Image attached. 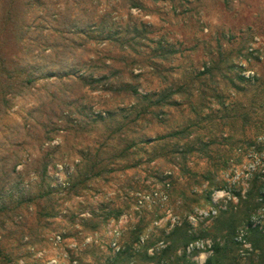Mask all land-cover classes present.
Listing matches in <instances>:
<instances>
[{
	"label": "trees",
	"instance_id": "16d2710c",
	"mask_svg": "<svg viewBox=\"0 0 264 264\" xmlns=\"http://www.w3.org/2000/svg\"><path fill=\"white\" fill-rule=\"evenodd\" d=\"M167 1L174 11L177 7L190 5V0ZM224 2L227 4V0ZM143 8L141 0H0V264H27L29 258L27 255L19 256V253H14L8 248V230L10 224H14L11 217L21 218L23 221L33 218L35 222L55 219L58 214L55 209V194L58 191L64 190L65 198L69 199L71 196H77L78 188H85L87 182L93 179H101L114 171L136 168L142 162L148 164L157 157L149 152L154 149V144H166L167 147L162 149L163 152L158 156L172 162L180 159L178 164H183L192 153H201L211 160L217 159L216 155H211V145L216 143L204 142L199 138L191 141L193 133L189 126L168 131L155 139L140 136L127 138L126 133L132 132L131 126L136 127L140 120H154V108L159 109L155 114L157 117L166 103L172 106L175 104L172 101L173 96L183 90L167 87L159 93L142 95L137 91V86H130L120 76L122 70L117 64L118 60L125 61L122 53L127 50L135 53L137 47L144 43L143 40H149L144 31L129 26L130 20L125 25L127 27H120L112 20L111 14L118 13L117 10L120 9ZM100 9L106 10L99 15ZM96 17L99 21L95 20ZM102 44L106 48L109 47L105 48L108 54L110 47L120 51L116 58L108 57L110 63L100 58V51L97 49ZM158 45L159 50L163 49L161 42H158ZM85 56H89L87 62L82 61ZM94 56L96 58L92 59ZM70 57H73L72 60H69ZM160 57L167 58L164 55ZM217 59L211 66L203 65L198 74L214 80V73L222 71V65L227 61L222 52L218 53ZM233 66L227 67L228 72ZM223 76L225 78H222V81L228 83L230 89L239 93L245 91L242 89L243 85L238 84L239 81L244 82L243 77L237 75L236 80L229 79L225 72ZM54 85L58 86L63 95L87 89L91 92L127 94L135 102L129 109H108L104 115L91 112L87 116L90 124H82L84 119L77 121L81 131L87 127L94 128L98 123L103 124L108 139L115 142L98 147L94 153L89 149L81 152L84 159L77 175L82 177H70L67 186L57 190L50 185L47 174L53 155L49 158L45 155L37 160L33 155L40 152L42 145L62 130L57 120L52 119L58 113L53 109L49 112L43 109L47 103H58L60 107L67 102L64 96L58 97V91L55 89L47 95L48 100H44L40 91ZM203 97L200 100L202 108L212 111L211 98L223 99V92L216 88L209 97ZM28 98L33 99L34 105L26 110L27 121L23 123L21 130H9L6 123L13 113L15 102ZM67 104L76 107L86 118L85 105L75 101L65 103ZM219 104H222L221 101ZM209 115L211 117V114ZM230 120H235V117L223 113L219 128L223 130ZM73 121L67 118L68 123L72 124ZM67 129L73 130V126ZM13 137L24 138L22 142H13L17 143L19 149L10 148ZM29 137L30 140L26 141ZM140 151L147 154L149 152L151 156L145 161H142V157L133 160L135 153ZM227 163V159L222 161L218 170L226 167ZM35 164L39 166L38 170L33 169ZM19 166L28 172L34 170L30 180L36 181L29 180L23 184L22 171L17 170ZM180 168L185 171L182 165ZM203 179H206L213 190H227L226 184L217 180L216 173H208ZM193 183L196 185L198 182L195 180ZM262 187L263 181L258 176L254 177L245 198H240L236 211L229 209L220 213L214 219L210 231L200 229L197 233L191 228L186 216L191 214L195 207L208 203L211 190L203 191L198 196L189 183L180 185L179 181L173 180L168 193L169 201L181 202L182 212L186 213H180L181 223L174 225L170 230L159 228L154 225L162 216L158 214V209L140 210L141 214L136 211L137 220L120 230L115 238L116 244L101 234L99 236L102 227L109 221H117L135 204L133 195L127 197L131 191L135 193L148 187H128L126 191L123 190L124 197L119 199L120 204H115L114 199L109 203L100 201L95 205L85 201L83 206H78L82 209L81 212H86V216L80 217L69 210L72 212L71 217L67 220L66 231L61 235L65 241L73 239L77 242L73 247L69 246L70 242L62 243L67 264H196L193 259L200 251L194 250L187 254L186 249L190 243L206 237H211L213 242L211 253L203 264H243L238 255V244L234 241L235 232L256 208V199L262 197L264 202ZM23 208L31 209L19 216L18 211ZM79 233L81 235L78 236ZM95 235L99 237H92L89 242L84 243V238ZM36 237L37 234H34L25 244L31 246L39 243ZM23 238L24 236L21 241ZM246 241L252 249L247 252L249 262L264 264V230L248 227ZM158 243H162L163 247L158 248Z\"/></svg>",
	"mask_w": 264,
	"mask_h": 264
},
{
	"label": "rangeland",
	"instance_id": "374dc122",
	"mask_svg": "<svg viewBox=\"0 0 264 264\" xmlns=\"http://www.w3.org/2000/svg\"><path fill=\"white\" fill-rule=\"evenodd\" d=\"M144 8L141 10H117L112 12L111 18L120 27L129 23L130 27H137L146 33L149 41H142V46L137 47V52L127 50L122 55L125 61L119 62L117 67L121 71L123 81L130 86L136 87L137 91L144 95L147 93H159L167 87L182 88L183 90L173 96L174 105L165 104L161 112L155 116L159 109L154 108V120H140L135 126H131V133H126L127 138L144 137L155 139L168 131L189 126L192 129L191 141L199 138L204 142H215L211 145V155H216L217 159H209L201 153H192L186 159H176L174 162L164 157L158 156L166 144H154L153 161L142 164L136 168L125 171H114V173L104 175L101 179H93L87 182L85 188H78L77 196L65 198L64 190L55 194L57 216L48 222H35L32 218L26 220L11 217L14 224H10L8 233V248L14 253L27 255V264H67V259L62 246L70 242L73 247L77 242L73 239L63 240L61 235L66 231L68 218L71 213L80 217H85L86 212L78 205L83 206L85 201L95 205L102 201L109 203L114 199L115 204H120L123 198V190L128 187L148 189L129 193L133 195L135 204L131 205L128 212L124 213L117 221H109L102 227L100 234L116 244L115 238L120 230L126 228L130 223L137 220L136 211L158 209V214L162 215L154 225L159 228L170 230L174 225L180 224L182 218V204L176 201L172 203L168 195L173 180L179 181L180 185L189 183L194 193L200 196L203 191L211 190L208 203L201 207H195L191 214H187L186 219L194 232L210 227L214 219L222 212L229 209L236 211L240 198L244 199L254 177L263 181L264 190V0H190V5H186L172 10V5L167 0H141ZM99 15L106 9H100ZM98 20V17L95 20ZM127 27V26H125ZM141 42V41H140ZM158 42H161L163 49L159 50ZM106 47L99 45L100 58L102 61L110 63L108 57L116 58L119 55L117 48L110 47L108 54ZM108 51V52H109ZM223 53L227 61L222 65V71L214 73V80L208 76H201L198 72L203 65L211 66L216 62L218 53ZM164 55L167 58H161ZM70 57L69 60H72ZM94 56L92 59H95ZM89 56L82 57L83 62H87ZM112 59V58H111ZM233 68L228 72L227 67ZM223 72L227 78L236 80V76L243 77L245 91L239 93L230 89L228 83H224ZM54 85L46 90H41L44 100H48L47 95L51 90L58 91V97H63L67 102L75 101L86 106L84 115L70 105L58 103H47L43 109L48 111L53 109L56 114L52 117L57 120L58 126L62 129L53 136V139L42 145L40 152L34 155L35 160L48 156L51 163L48 165L47 174L49 182L55 190L67 186L69 178L78 176V170L83 163V155L80 153L89 149L94 153L95 149L105 144L114 143L109 140L104 130V125L98 123L94 128L87 127L80 130L79 120L90 124L87 117L91 112L94 114L104 112L108 109H129L135 104L133 98L127 94H114L110 92H91L81 89L63 95L62 91ZM223 92V99L212 97L211 110L202 108L200 100L203 96L209 97L215 89ZM42 95V94H41ZM33 99H23L16 101L6 123V127L11 130H21L23 123L27 121L26 110L34 105ZM221 101V105L219 102ZM171 102V101H170ZM169 103V102H168ZM225 113L235 120L228 121L223 130L220 127L221 116ZM211 114V117L210 115ZM50 116L51 114L48 113ZM67 118L74 121L67 122ZM119 118V116H118ZM76 123V124H75ZM81 124V125H82ZM73 126V130L67 128ZM88 129H91L88 131ZM12 131H10L11 133ZM40 135V132H39ZM24 138L13 137L10 148L19 149L17 143ZM30 140V137L26 141ZM146 149V147L144 148ZM210 149V148H209ZM214 150L215 154H214ZM136 152L133 160L142 157V161L148 159L151 154ZM227 159L226 167L221 170L222 161ZM181 165L184 170H182ZM34 170L39 166L35 164ZM216 169L218 171H216ZM22 171V183L26 184L33 177V171L28 172L23 167H17ZM187 171V172H186ZM216 173L217 180L226 184L227 190L223 191V198H212L215 192L209 187L206 179L208 173ZM182 174V175H181ZM158 175V177H156ZM160 179V181H159ZM198 183L194 185L193 181ZM30 181H36L35 179ZM239 196H238V195ZM67 197V196H66ZM64 198V199H63ZM66 199V200H65ZM174 200H176L174 198ZM213 201L215 203L213 204ZM202 202V201H201ZM256 208L253 209L247 221L240 225L236 232L234 241L238 244V255L243 264L249 262L251 246L246 241V227L253 222L256 226L253 229L264 230V202L257 198ZM214 206L217 214L212 217L199 218V211H207ZM27 209L18 211V215L25 214ZM69 210L72 212L70 213ZM141 214V213H140ZM186 214V213H185ZM18 216V217H19ZM37 234L35 238L39 243L27 246L29 239ZM74 235V233L72 232ZM78 236L81 233L77 234ZM24 238L21 241V237ZM98 235L84 238V243L89 242ZM43 240H46L44 243ZM32 243V241L30 240ZM211 237L197 239L190 243L192 245L190 253L194 250L200 251L193 260L196 264H203L206 257L210 255L212 249ZM47 243V246H46ZM63 243V244H62ZM201 245V246H200ZM113 246V244H112ZM158 248H162V243H158ZM187 253V254H190ZM36 262V263H35ZM21 264V262H19ZM256 264V263H253Z\"/></svg>",
	"mask_w": 264,
	"mask_h": 264
},
{
	"label": "built area",
	"instance_id": "2783aa9c",
	"mask_svg": "<svg viewBox=\"0 0 264 264\" xmlns=\"http://www.w3.org/2000/svg\"><path fill=\"white\" fill-rule=\"evenodd\" d=\"M216 197V200L218 199V198H223V191L222 192H215V194L213 195V197L212 198H215ZM215 203V201H213V204ZM217 214V211H216V208L214 207V206H212L211 208H209L207 211H199L198 213H197V215L196 216H198L199 218H204V217H209V218H212V217H214L215 215ZM252 224L250 225H248L247 227H246V229L248 228V227H250V228H254L256 225L253 223V222H251ZM192 245H190V246H188L187 247V249H186V252L187 253H190V250L192 249V247H191ZM201 246V245H200Z\"/></svg>",
	"mask_w": 264,
	"mask_h": 264
}]
</instances>
